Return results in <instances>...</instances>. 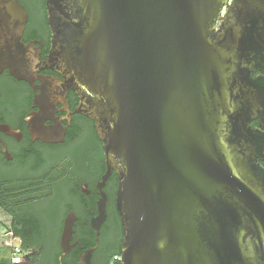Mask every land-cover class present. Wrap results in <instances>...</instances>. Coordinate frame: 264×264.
I'll use <instances>...</instances> for the list:
<instances>
[{
    "label": "water",
    "instance_id": "obj_1",
    "mask_svg": "<svg viewBox=\"0 0 264 264\" xmlns=\"http://www.w3.org/2000/svg\"><path fill=\"white\" fill-rule=\"evenodd\" d=\"M45 4V66L78 95L118 175L120 264H264V137L249 125L264 115V78H251L264 72V0ZM5 7L1 22L22 28L24 8ZM21 47L5 41L6 67ZM97 208L76 264H92L102 193ZM71 233L66 221L59 262L79 246Z\"/></svg>",
    "mask_w": 264,
    "mask_h": 264
},
{
    "label": "flooded vegetation",
    "instance_id": "obj_2",
    "mask_svg": "<svg viewBox=\"0 0 264 264\" xmlns=\"http://www.w3.org/2000/svg\"><path fill=\"white\" fill-rule=\"evenodd\" d=\"M7 1L0 0V16ZM10 1L24 8L27 19L21 28L0 17V51L5 41L19 37L23 52L11 68L0 59V203L8 210L0 207V214L27 239L26 264H56L66 221L81 252L80 239L94 246L102 193L106 217L91 262L116 264L120 256L110 260L102 250L122 247L118 175L106 176L102 143L94 122L77 111L78 95L45 66L51 45L46 0ZM251 78H264V72L256 70ZM249 125L264 137V115ZM260 164L264 167V159Z\"/></svg>",
    "mask_w": 264,
    "mask_h": 264
},
{
    "label": "built area",
    "instance_id": "obj_3",
    "mask_svg": "<svg viewBox=\"0 0 264 264\" xmlns=\"http://www.w3.org/2000/svg\"><path fill=\"white\" fill-rule=\"evenodd\" d=\"M29 251L16 237L4 218L0 217V262L3 264H26ZM114 260L118 257L114 256Z\"/></svg>",
    "mask_w": 264,
    "mask_h": 264
},
{
    "label": "trees",
    "instance_id": "obj_4",
    "mask_svg": "<svg viewBox=\"0 0 264 264\" xmlns=\"http://www.w3.org/2000/svg\"><path fill=\"white\" fill-rule=\"evenodd\" d=\"M0 207L1 208L4 207L7 210V208L3 204H1V203H0ZM11 229H12L14 235L16 237H18L22 241L23 246L25 248L28 247L27 246V239L23 236V234H21V232L19 231V229L15 225L11 226ZM79 241H80L83 249L88 248V246H90L92 244V242L89 239H85V238L84 239H80ZM102 252L105 255H107V258L108 259L112 260L114 256H117V257L120 256L121 249H118V250L113 251L111 253H108V250L107 249H103ZM79 253H81V251L78 249V246L72 248V250L69 252L68 255H66L65 257H62L61 264H76L77 261H78V255H79ZM60 254L61 253L58 252L57 255L59 256ZM0 264H3V263L0 262ZM56 264H59V261H57ZM116 264H120V262L117 261Z\"/></svg>",
    "mask_w": 264,
    "mask_h": 264
},
{
    "label": "rangeland",
    "instance_id": "obj_5",
    "mask_svg": "<svg viewBox=\"0 0 264 264\" xmlns=\"http://www.w3.org/2000/svg\"><path fill=\"white\" fill-rule=\"evenodd\" d=\"M0 217H1V218H4V217L2 216V214H0ZM4 219H5V218H4Z\"/></svg>",
    "mask_w": 264,
    "mask_h": 264
}]
</instances>
